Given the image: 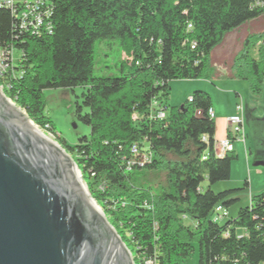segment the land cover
I'll return each instance as SVG.
<instances>
[{
  "label": "trees",
  "instance_id": "trees-1",
  "mask_svg": "<svg viewBox=\"0 0 264 264\" xmlns=\"http://www.w3.org/2000/svg\"><path fill=\"white\" fill-rule=\"evenodd\" d=\"M43 1L51 9L50 34L20 31L10 11L0 9V44L20 52L0 84L28 119L57 141L45 115L44 91L80 90L74 114L89 133L74 145L59 144L133 263L180 264L196 247L197 264H264V191L234 217L212 221L216 204L228 211L235 202L227 200L235 190L215 193L211 186L229 179L237 155L214 153L209 93L195 89L183 105L173 106L168 85L213 79V50L228 33L260 17L264 0ZM262 33L244 41L232 74L225 76L247 80L258 96L264 80ZM112 39L128 56L120 75L94 77L95 43ZM160 107L164 118L152 117ZM133 145L137 155L130 151ZM144 150L150 160L139 167L134 162ZM133 171L143 173L134 178Z\"/></svg>",
  "mask_w": 264,
  "mask_h": 264
},
{
  "label": "water",
  "instance_id": "water-1",
  "mask_svg": "<svg viewBox=\"0 0 264 264\" xmlns=\"http://www.w3.org/2000/svg\"><path fill=\"white\" fill-rule=\"evenodd\" d=\"M0 264H134L71 156L1 89Z\"/></svg>",
  "mask_w": 264,
  "mask_h": 264
},
{
  "label": "rangeland",
  "instance_id": "rangeland-1",
  "mask_svg": "<svg viewBox=\"0 0 264 264\" xmlns=\"http://www.w3.org/2000/svg\"><path fill=\"white\" fill-rule=\"evenodd\" d=\"M260 33L263 34L264 40V13L257 19L245 23L240 29L228 33L223 42L213 50L210 64L217 74L213 79L202 78L197 81L176 79L168 83L170 88L169 102L173 106H181L185 103L187 97L192 93L193 87H195L194 82H200L205 87L204 90H201L209 91L212 105L227 115L236 114V103L241 100L246 138L245 148L241 141L234 143V152L237 158L231 163L229 179L211 186V190L215 193L235 190L232 195L227 197V200H235L234 204L227 208L228 218L234 217L240 208L250 203L253 196L264 191V82L262 94L258 96L250 92L247 80L225 78V76L232 74L231 63L234 62L244 41L249 36L252 39ZM250 53L254 56L255 48H251ZM126 56L123 55L116 39L101 40L95 43L93 76H119L120 64ZM79 93V89H75L73 93L61 89L44 91L45 115L50 119L55 132L59 135L58 145H60L59 142L74 145L78 138L87 136L89 133L88 127L79 122L74 114L76 101L80 103V99L75 97ZM215 119L218 117L216 116ZM33 125L44 136L56 143L52 136L47 134V131L35 124ZM60 147L62 148L61 145ZM246 149L248 150L246 151ZM143 172L133 171L134 178L141 177ZM245 181L248 182V187L242 189ZM224 220L219 223H223ZM180 264H197V248L195 247L191 256L182 260Z\"/></svg>",
  "mask_w": 264,
  "mask_h": 264
},
{
  "label": "built area",
  "instance_id": "built-area-1",
  "mask_svg": "<svg viewBox=\"0 0 264 264\" xmlns=\"http://www.w3.org/2000/svg\"><path fill=\"white\" fill-rule=\"evenodd\" d=\"M0 9H7L10 11L15 21L14 26L20 31H26L30 34L51 33L52 25L49 20V16L51 15V9L49 7V4H46V2L43 0H0ZM189 28L190 25H188V29ZM191 47L193 48L194 44H191ZM19 54L16 53L15 48L11 44H0V78L8 70H12L13 65H15L16 60L19 57ZM0 89L4 93V89L1 84ZM7 99L11 101L8 97ZM188 100L190 101L191 98H188ZM235 113L236 114L231 115L226 119V136L219 140L214 139V153L219 157H222L228 152L233 151V141H241L243 144H245L246 138L243 128V107L241 100L236 103ZM197 114H199V112H197ZM208 116L212 119L214 118L212 109L208 110ZM152 117H155L157 119L164 118V109L162 107L158 108L157 111L154 112V115ZM132 119L135 120L136 116L133 115ZM47 134H50L52 138L56 141V143L54 141L52 142L57 144L56 136L51 132H47ZM203 139L205 140V137H203ZM130 151L133 155L138 154V150L135 145L131 147ZM149 160L150 152L144 150L140 154V159L135 161L134 164H137L139 167H141L145 163L149 162ZM131 164H133V162ZM228 215V211L220 203H218L213 209L211 219L213 222L219 223L221 220L226 219ZM182 218L186 219V217L184 216ZM146 263L152 264V261H146Z\"/></svg>",
  "mask_w": 264,
  "mask_h": 264
},
{
  "label": "crops",
  "instance_id": "crops-1",
  "mask_svg": "<svg viewBox=\"0 0 264 264\" xmlns=\"http://www.w3.org/2000/svg\"><path fill=\"white\" fill-rule=\"evenodd\" d=\"M197 81V80H195ZM264 82V80H263ZM195 87H193V90L195 89H203L205 88L200 82H194ZM204 90V89H203ZM206 92L209 93V91L207 90ZM169 104L171 105V103L169 102ZM212 111L214 114V126H215V132H214V138L219 140L222 139L226 136V131H227V123H226V119L231 116L227 115L224 111L218 110V108L216 106L212 105ZM216 116L218 117V119H215ZM237 141H233V151H234V143ZM245 144H246V140H245ZM245 144H243L244 148H245ZM248 149H246L247 151ZM248 184V182H247ZM235 216V215H234ZM190 223H192V221H190Z\"/></svg>",
  "mask_w": 264,
  "mask_h": 264
},
{
  "label": "bare ground",
  "instance_id": "bare-ground-1",
  "mask_svg": "<svg viewBox=\"0 0 264 264\" xmlns=\"http://www.w3.org/2000/svg\"><path fill=\"white\" fill-rule=\"evenodd\" d=\"M33 128L40 134H42L39 130H37V128L33 125Z\"/></svg>",
  "mask_w": 264,
  "mask_h": 264
}]
</instances>
